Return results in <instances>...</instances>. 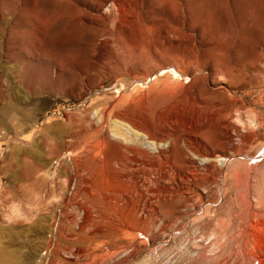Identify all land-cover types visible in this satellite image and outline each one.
Instances as JSON below:
<instances>
[{
  "label": "rangeland",
  "instance_id": "1",
  "mask_svg": "<svg viewBox=\"0 0 264 264\" xmlns=\"http://www.w3.org/2000/svg\"><path fill=\"white\" fill-rule=\"evenodd\" d=\"M0 264H264V0H0Z\"/></svg>",
  "mask_w": 264,
  "mask_h": 264
},
{
  "label": "bare ground",
  "instance_id": "2",
  "mask_svg": "<svg viewBox=\"0 0 264 264\" xmlns=\"http://www.w3.org/2000/svg\"><path fill=\"white\" fill-rule=\"evenodd\" d=\"M121 116V115H120ZM176 115H174V117H175ZM190 120H192V119H190ZM150 132H152V130H150ZM142 133V132H141ZM143 136V135H142ZM141 142V141H140ZM150 142V141H149ZM134 146V145H133ZM135 147H137V146H135ZM135 147H128L127 149H129V151H130V153L132 154L131 156H127L126 155V157L125 158H118V159H116L117 160V162H119L121 165H125L126 164V162H130V161H134V160H139L138 159V156H142V155H144L145 156V154H143V150L142 149H140V148H135ZM143 147V146H142ZM145 147V146H144ZM153 149V148H152ZM155 150V149H154ZM218 156V155H217ZM143 157V156H142ZM219 158H220V156H218ZM158 160V159H157ZM143 162H144V160H143ZM145 164V163H144ZM121 171V170H120ZM122 172V171H121ZM123 173V172H122ZM118 175V174H117ZM114 178V177H113ZM127 178V177H126ZM130 178V177H129ZM132 178V177H131ZM126 180V179H125Z\"/></svg>",
  "mask_w": 264,
  "mask_h": 264
}]
</instances>
